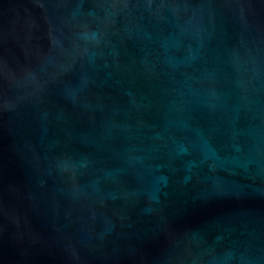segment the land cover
I'll use <instances>...</instances> for the list:
<instances>
[{"label":"water","instance_id":"water-1","mask_svg":"<svg viewBox=\"0 0 264 264\" xmlns=\"http://www.w3.org/2000/svg\"><path fill=\"white\" fill-rule=\"evenodd\" d=\"M0 264H264V0H0Z\"/></svg>","mask_w":264,"mask_h":264}]
</instances>
